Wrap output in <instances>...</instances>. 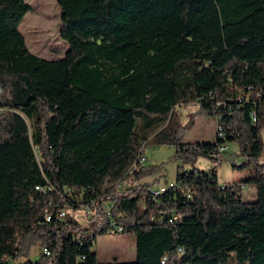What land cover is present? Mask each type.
Masks as SVG:
<instances>
[{
    "label": "trees",
    "instance_id": "1",
    "mask_svg": "<svg viewBox=\"0 0 264 264\" xmlns=\"http://www.w3.org/2000/svg\"><path fill=\"white\" fill-rule=\"evenodd\" d=\"M58 4L69 50L49 60L20 30L26 0H0V264H264V0ZM201 116L223 137L183 141ZM227 141L249 169L240 181L192 166L155 198L160 166L131 172L145 145L194 164ZM112 222L136 235L134 261L98 260ZM35 247L49 254L33 262Z\"/></svg>",
    "mask_w": 264,
    "mask_h": 264
},
{
    "label": "rangeland",
    "instance_id": "2",
    "mask_svg": "<svg viewBox=\"0 0 264 264\" xmlns=\"http://www.w3.org/2000/svg\"><path fill=\"white\" fill-rule=\"evenodd\" d=\"M30 6V11L25 15L20 30L23 33L26 44L31 52L49 60L60 59L69 50V44L62 39L60 31L62 26L61 9L58 0H26ZM194 105L180 106L178 108L183 122L189 119L188 113L194 111ZM219 120L213 116H201L196 118L192 126H187L181 131L183 141H216L219 129ZM153 129L148 130L146 135L153 134ZM264 137V130L262 131ZM227 150L221 151L217 158L197 157L194 164L183 163L175 158L176 149L171 145H145L144 156L147 158V166H160L157 172L149 177L147 181L152 182L159 177L160 181L153 187L160 188L169 186L176 182L177 171L190 169L197 166L202 170H208L218 165L220 183L225 185L229 182L240 181L249 175V169L238 168L244 158L240 155L237 142L227 141ZM220 159V160H219ZM261 162H264V154ZM126 188L121 186V190ZM243 198L253 201L257 198V189L252 186H244ZM108 206V205H106ZM92 213L85 208H80L74 213L80 228L89 227V217ZM98 260L103 263L112 261L131 262L136 259V235L134 233L113 232L100 235L93 246ZM41 249L35 247L30 259L36 262L41 256ZM24 260L21 259V262ZM230 264H233L230 262Z\"/></svg>",
    "mask_w": 264,
    "mask_h": 264
},
{
    "label": "built area",
    "instance_id": "3",
    "mask_svg": "<svg viewBox=\"0 0 264 264\" xmlns=\"http://www.w3.org/2000/svg\"><path fill=\"white\" fill-rule=\"evenodd\" d=\"M221 128L219 127L218 130H220ZM218 136L221 138L223 137V133L221 131H217ZM228 145L223 144L222 146H220V150L221 151H225L227 150ZM147 164V158L144 156V154L140 155L139 158L136 160V162L133 164L132 170L131 172H134L135 170H138L140 168H142L143 166H145ZM168 186H162L160 188H155L152 187L150 188V191L152 192V194L154 195V197L156 198L159 194H161L162 192H165ZM37 189H40V187H37ZM48 189H52L51 187H48ZM87 209L89 210V207H87ZM65 212H62V215H64ZM178 216L176 214H173L172 219L170 220L171 222L173 220H177ZM48 219H51V216H48ZM111 225L113 226L114 230L116 232H123V227L121 225L116 224L115 222H112ZM44 253L49 254V251L47 250V248L44 249Z\"/></svg>",
    "mask_w": 264,
    "mask_h": 264
},
{
    "label": "bare ground",
    "instance_id": "4",
    "mask_svg": "<svg viewBox=\"0 0 264 264\" xmlns=\"http://www.w3.org/2000/svg\"><path fill=\"white\" fill-rule=\"evenodd\" d=\"M41 253H43V254H47V253H44V249L41 251Z\"/></svg>",
    "mask_w": 264,
    "mask_h": 264
},
{
    "label": "crops",
    "instance_id": "5",
    "mask_svg": "<svg viewBox=\"0 0 264 264\" xmlns=\"http://www.w3.org/2000/svg\"><path fill=\"white\" fill-rule=\"evenodd\" d=\"M233 182H235V180H233L232 182H229V183H233Z\"/></svg>",
    "mask_w": 264,
    "mask_h": 264
}]
</instances>
